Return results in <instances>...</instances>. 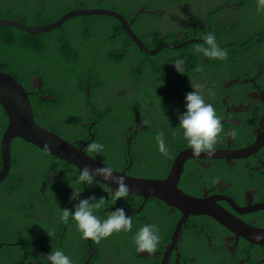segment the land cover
<instances>
[{"label":"flooded vegetation","instance_id":"obj_1","mask_svg":"<svg viewBox=\"0 0 264 264\" xmlns=\"http://www.w3.org/2000/svg\"><path fill=\"white\" fill-rule=\"evenodd\" d=\"M6 1L11 2L6 3L7 6L11 4L13 7L6 17L1 18L5 7L0 6V19L21 21L14 9L27 13L33 4L49 5L50 16H45L42 10L33 9L32 12V15H38L46 24L57 21L60 15L63 17L77 11L115 12L126 20L127 16H131V19L139 18L142 26H137L136 22L130 24L132 21L127 20V27L145 46L148 39L155 40L156 44L149 43L150 51L158 44L194 50L197 45H203V37L207 33L215 35L219 47L227 53L225 59L214 60L217 67L224 70L223 78L219 88L211 85V90H202L206 102L214 106L221 118L222 131L217 139L214 156L202 154L200 157H193L178 127L177 116L183 112L181 102L185 92L180 89L177 80L167 75L165 62L167 59L175 60L174 51L182 48H164L154 55L146 54L154 57L152 61L147 60L155 63L153 68L156 73L142 68L144 51L136 46L128 34L117 28L120 25L122 29L119 20L106 16H77L70 18L73 21L64 23L60 28L65 26L63 31L71 43L76 37L79 39L80 35L76 34L85 29L91 35L96 32L100 34L104 30L96 24L108 25L111 36L118 40L117 50L121 49V44L124 47L122 53L117 50L113 53L110 49V57L115 62L114 70H121L118 80H107L105 75L111 73L105 74L103 69L91 67L90 61L84 62L79 57L78 60L64 59L61 62L64 66H81L76 78L80 79V83H85L82 86L76 85L77 94L71 100L65 99L68 85L60 93L61 96L64 95L65 101L62 107L75 114L73 123H63L56 130L50 122L37 121L46 130L55 132L76 146H83L85 150L92 142L103 144V152L112 150L117 136L125 130L130 132L131 140H152L156 149L155 136L157 133L162 134L169 148L168 155H163L167 162L176 154L175 160L180 155H188L184 161L185 170L177 182L181 193L178 196L169 195V204L155 197H148L144 204L142 197L129 196L130 199H120L117 203L111 199L102 205L103 214H109L116 208H124L126 213H131L129 215L136 230L127 236H113L117 241L132 240L139 227L151 223L159 228L160 234V249L153 253L152 258L154 264H161L166 259H169V264H264V239H256L264 231V23L261 16L254 15L257 24L252 26V12L241 14L225 8L230 3L243 4L242 0H156L152 5L149 0H140L138 11H135V3L128 0H0L2 3ZM142 3H148L149 6ZM121 8L122 12H119ZM58 10L62 12L54 16ZM165 19L172 21L174 27L167 29L168 25L163 21ZM147 28L153 34L161 32L162 36L150 37L146 34ZM161 40L164 42H160ZM251 41L253 44L248 46H257L260 50L242 57L238 50ZM59 42L60 40H50V56ZM15 44L29 46L16 40ZM15 44L11 42L6 47L18 54L14 58L15 62L19 60L21 66L26 67L27 71L22 73L23 83L19 81L33 94L32 98L40 96L41 99V90H33V86H26L24 81L39 62L42 63L41 67H45L43 73H31L29 81L31 83L36 76L45 77L47 68L51 67V60L54 64L57 57L45 56L36 61L28 49L20 52ZM46 58L50 62L44 64ZM193 70L197 71L199 67ZM87 89L90 94L86 92ZM104 90L110 96L103 95ZM0 110L4 112L1 105ZM0 123H4L1 111ZM1 144L2 141L0 162ZM134 152L142 153L139 149ZM157 152L160 153L158 149ZM87 153L90 156L101 154ZM55 161L56 159L45 155L41 158L36 156L31 168L26 169L27 178L23 184L34 189L30 196L35 198L34 206L37 210L33 217L28 219V216L23 220L18 241L2 251L1 256L6 264H24V261L27 264H46L47 255L57 249L69 255L73 264H100V259L89 254L88 248H83L81 242L80 247L66 226L56 219L59 201L75 187L71 182L73 177L64 175L66 167L54 169ZM12 163L13 147L11 166ZM173 166L174 164L172 168ZM20 168L21 165L18 171ZM166 168L164 166L157 172L154 180L163 183L170 175ZM133 169L137 171L136 168ZM6 181L12 183L10 173L3 183ZM91 187L95 190L102 187L107 194L112 193L109 187L97 182H93ZM161 188L168 191L163 186ZM41 201L44 204L39 203ZM61 207L64 205H60ZM237 217L249 220L246 224L253 226V231H241L230 225L232 218L238 219ZM33 230H37L36 233ZM6 233L0 230L1 237ZM110 243L113 244L112 241ZM113 249H116L115 252H105L103 248L102 264H111L112 261L129 257L125 248L114 246ZM169 253L171 254L168 256ZM143 256L146 254L143 253ZM136 259L142 264L138 256Z\"/></svg>","mask_w":264,"mask_h":264},{"label":"clouds","instance_id":"obj_2","mask_svg":"<svg viewBox=\"0 0 264 264\" xmlns=\"http://www.w3.org/2000/svg\"><path fill=\"white\" fill-rule=\"evenodd\" d=\"M136 7L137 10L135 11H138L139 7L137 3H135V8ZM225 8L229 11H238L241 14L250 13L255 8L258 13L264 12V0H256V5L251 6H246L244 3H236L235 5L230 3L229 5H226ZM127 20L136 22L137 26L143 25L139 18L131 19V16H127ZM57 21H59V19H57ZM57 21L53 23H56ZM46 25L49 24L41 26ZM147 30L150 31H146V34L149 35V33H153L151 29L147 28ZM124 32L126 33V31ZM158 33L160 32H157L156 37L162 36ZM150 40H152V38L148 39V41ZM203 41V45H197L194 49L196 53L204 56L203 65L201 68H199V70H193L196 68V66L191 63V59L189 58V55H187V52H174L176 59H167L165 62V67L168 70L167 75L172 79L177 80L180 89L185 92V97L181 102L184 109L183 112L177 116V119L178 127L183 135V138L187 141L193 157H200L202 154L208 157L214 156L217 139L222 131L221 118L217 114L214 106L206 102L202 90H211V85H215L216 89L219 88V83L223 78L222 74L224 73V70L217 67L215 61L213 62L215 66L208 68L209 64H207L206 61L208 58L213 60H223L226 58L227 53L226 50H223L219 47L216 37L213 33H207L203 37ZM248 45L252 44H245L241 49L238 50L242 57H248L254 54L256 50H260L257 46L252 47ZM156 46L157 45H155V47ZM146 47L150 50L149 46ZM93 57L94 58L90 60L89 64L91 67L96 66L99 70L103 69L106 73H110L114 70L115 63H105V60L101 61L97 57ZM53 62L54 64H52L51 60V67L53 65L59 66L66 74L67 79L64 86L81 82L80 79L76 78L77 71L81 68L80 65L64 66L62 65L63 61L61 58H57ZM5 64V62L0 61V66ZM85 64L86 63H82V65ZM51 67L47 68V74L45 77H35H42L44 81L43 88L44 86L46 88V80L49 74L48 69ZM0 71L3 70L0 69ZM181 72L182 76H179ZM20 76H22V74ZM14 77L18 80L16 76ZM32 83L33 82L31 81V85ZM79 84L76 85L78 86ZM43 88L38 90H42ZM86 92L90 94L88 89ZM102 94L110 96V93L106 92L105 90ZM47 96L48 95L43 97ZM54 100V103H56V99ZM90 106L91 105H89V107ZM155 141L157 149L162 155L157 152L152 140H131L130 132L125 130L121 135L117 136L114 149L112 150L103 152L104 145L97 142H92L87 145V152L93 154L101 153L98 155L90 156L83 146L75 145L77 148H82L84 152H86L87 155H89L94 160L95 163H93V167H91V165H85L84 167L80 168L68 163L63 158L50 155L47 151L45 152H47L48 155L42 154L52 159H56L54 169H64L66 167V172L64 175L73 177V181L71 182L74 184V190L69 191L68 194L59 201L56 207L55 215L57 221L66 226L67 230L71 235L74 236L79 246L81 242V244L84 246L83 248H88L89 254H93L94 256L98 257L100 259V264L103 263V261H101L103 254L94 248V242L100 243L102 248L105 249V252H114L110 245V241H116L117 238H113V236H127L136 230V227L133 226L132 217L129 215L131 214L130 212L127 211L128 213H126L124 208H116L109 214H103L102 209H100L102 205L109 202L111 199L117 203L120 199L126 200L127 198L130 199V197L133 196L142 197L144 199L143 203L145 204L148 197L152 196L151 192H148V194L145 195L146 190L143 188L144 182H152L153 184L151 185L153 187L154 185H157L160 188L161 186L169 187L168 185L164 186V183L168 182L170 178L175 182L178 181L173 175L174 170L180 168V178L182 176L183 170H185L184 161L188 155H180L175 160L176 154L170 158L169 162H167L164 156L168 155L169 148L163 138V135L157 133L155 136ZM135 149L141 150L142 153L134 152ZM173 164L174 166L172 168ZM164 166H167L166 171H170V175L163 183H161L160 180H154V176L157 172H160ZM133 168H136L137 171H135ZM59 172L63 173V171ZM11 173L12 166L10 170V176ZM16 173V171L13 173L11 176L12 179H14ZM96 177L101 178V180H97ZM93 181L109 187L112 190V193L107 194V191H105L102 187L98 188V190H95L93 187H91ZM10 184L11 183H7L6 181L5 184H2V186L7 187ZM16 195L17 196H3L0 194V198L4 205H7L13 201L12 206H14L19 199L29 197L32 198L30 195H27L25 187L19 190ZM80 195L82 199H80ZM34 203L35 198L34 201L30 202V204L27 206V212L23 219H19L17 215V219L20 224L15 241H18V235L21 234L20 231L22 230L23 220L28 216L29 219L35 215L37 209L36 206H34ZM39 203L44 204L42 201ZM60 205H64V207L60 208ZM18 207L19 206H17V210ZM232 219L233 220H231L229 223L230 225L236 226L241 231H243V229L253 231L254 227L246 224L249 222V220L241 217L238 219ZM0 230L7 232V229H5L2 225H0ZM77 234L80 236L78 237ZM1 239L2 237L0 236V243L3 241ZM256 239H264V235H257ZM128 240L129 239H126L125 241L126 248L130 246L133 248L135 246V249L138 252V259L141 260L142 264H154L152 263L153 253L156 251L160 242L159 228L155 224L149 223L139 227V229L133 234V244H131V240H129L130 244H128ZM0 246L2 248H0V251L12 247L11 243L8 242H3ZM140 253H142V255ZM143 253H149L150 256H143ZM163 261L161 264H163ZM46 264H73V260L69 255H66L64 251L57 249L51 251L47 255Z\"/></svg>","mask_w":264,"mask_h":264},{"label":"trees","instance_id":"obj_3","mask_svg":"<svg viewBox=\"0 0 264 264\" xmlns=\"http://www.w3.org/2000/svg\"><path fill=\"white\" fill-rule=\"evenodd\" d=\"M86 2H89L90 0H85ZM130 2L137 3L139 6V1L140 0H128ZM148 1V0H147ZM151 1V5L155 4L156 0H149ZM149 5L148 3H142ZM13 6L6 7L5 12H3L2 17H6L7 14L10 13V9H12ZM137 10V7L135 8ZM33 9L31 8L29 12H24V11H18L17 9H14V13H17L20 15L18 17L19 20L25 23H29L32 25H43L46 24L42 19H39L38 15H32ZM119 12H122V8L120 9ZM61 18V15L58 16V19ZM68 21V20H67ZM65 22V24H69L73 19H70L68 22ZM65 26L63 28H58L55 31L49 32V33H44V34H29L25 33L23 31H20L14 27H3L0 28V61H3L6 63V65L0 66V69L10 73L13 76H16L18 80H20L23 83L24 78L20 76L24 71L26 70V67H22L20 61L15 62L14 58L17 57V53L13 51L12 48H7L6 46H10L11 42L15 44V40L23 43L28 44L29 46L25 45H17L18 50L21 52L24 49H28L31 54L35 56L34 60H40L42 57L45 56H50V52H48L49 49V42L50 40H60L59 44L56 45L53 49V55L50 56L52 57H57L58 59H71V60H78V57L84 61V62H89L93 56L95 55V49L92 47L88 48L89 46V38L91 37V34L87 29L83 30L81 33L76 34V36L80 35V38L78 39L76 37V40L70 43L68 36H66L65 32L63 31ZM118 29L122 30L120 25L117 26ZM263 32V39H264V28L262 30ZM75 37V36H74ZM168 42V40H165ZM160 42H164V40H161ZM151 43L152 45L156 44L155 40L152 39L149 42H146V45L151 47L149 45ZM264 43V41H263ZM249 44H253L252 41ZM196 45H194L195 47ZM174 52H187V55H189V58L191 59V63L196 66L201 68L203 65V57L201 54L196 53L194 50L191 49H181V50H176ZM234 52V51H233ZM17 54V55H16ZM143 57V64L141 65L142 68H145L147 70H151L154 73L155 70L153 67H150L145 63L146 59H149L152 61L154 57L152 56H146L144 53L142 55ZM107 63L114 64V60L111 57H108L105 60ZM209 67L215 66L213 63V59H209L206 61ZM140 65V63H139ZM42 63L39 62L32 68L31 72L33 75L36 74H41L43 73V69L45 67H41ZM49 74L46 80V88L41 90V96H51L52 98H55L57 100V103H52V102H43L40 99V96H37L36 98L31 97V102L33 106L34 113L36 115V120L39 119L42 122H50L54 125L53 129L58 130V127L61 126L63 123H67L71 125L73 123V119L75 114L71 112L70 110H65L62 105L65 103L64 101V95L61 96V90H64L65 88V83H66V74L62 71L61 67L53 65L51 68L48 69ZM31 73L28 75V78L25 79V84L26 86H30L31 83L29 81L31 77ZM80 82L76 83L79 84ZM85 83H80L79 85H84ZM30 90V88H29ZM34 90V89H33ZM90 109V107H88ZM3 115V120L4 123H0V142H1V136H3L7 130L8 127V118L3 112V110H0ZM13 163L12 166L16 168L17 173L12 179V183L5 187V186H0V194H5L9 196H17V192L21 190L23 187H25L27 195L29 196L30 194L34 193L33 189L25 186L23 184V181L26 180L27 178V170L30 169L36 156H39V158L42 157V154L48 155L47 152L44 150L37 148L36 146L26 143L20 139H17L16 141L13 142ZM21 165L20 170L18 171L19 166ZM12 167V172L14 173L16 170ZM12 173V175H13ZM11 175V176H12ZM9 180V179H8ZM96 182V181H93ZM8 183V182H7ZM5 187V188H4ZM30 198V197H29ZM33 202L34 197L31 198ZM19 205L22 203L21 200H18ZM13 205V201H11L9 204L4 205L3 202L1 201L0 198V216H3V213L8 212V207ZM15 206V205H14ZM27 212V206H19L17 210V214L19 219H23L25 217V214ZM0 221V225H1ZM128 244L129 240H128ZM131 244H133L131 240ZM2 251H0V264H6L5 261L2 259ZM115 252V250H113ZM136 255H138V252L136 251ZM24 264H27V261H24Z\"/></svg>","mask_w":264,"mask_h":264},{"label":"water","instance_id":"obj_4","mask_svg":"<svg viewBox=\"0 0 264 264\" xmlns=\"http://www.w3.org/2000/svg\"><path fill=\"white\" fill-rule=\"evenodd\" d=\"M95 15H102L109 18H114L120 21L122 29L126 31L132 41L136 44L139 49H142L145 53L154 55L160 52L162 49H183L185 47L173 46L169 44H158L152 51H150L142 41L136 38L132 33L129 32L127 27L128 23L123 16L115 12L108 13L104 12H73L64 15L56 23H52L46 26H30L27 23L18 21L10 18L0 19V28L2 27H14L30 34H42L47 33L57 28H60L67 20L73 17H91ZM133 22H130L132 24ZM122 53V52H121ZM32 85L34 90L43 88L44 81L42 77H37L32 80ZM33 94L29 93L22 83L17 80L14 76L0 71V105L4 109V112L8 118V128L5 135L2 138L1 150H2V160L0 162V184L7 178L11 170V159H12V141L15 139H20L26 143L32 144L37 148L47 151L50 155L63 158L68 163L78 166L80 168L85 165H91L93 167L94 160L87 155L82 148H77L74 143L63 139L60 135L55 132H50L43 128L36 120L35 113L33 111V106L31 102V96ZM43 102H52L55 100L49 96L43 97L41 99ZM175 179L179 181L180 178V168L174 170L173 172ZM177 181V182H178ZM169 179L168 182L164 183V186L168 191H163L162 188L151 185L152 182H144L143 188L146 190L145 195L151 192V196L161 199L163 202L169 204V195L178 196L180 190L177 186V182ZM183 196H179L180 198ZM179 210L183 211V209ZM181 233V232H180ZM264 235V231H262ZM1 248V246H0ZM178 251V250H177ZM142 255V253H140ZM171 253L167 254L168 256ZM146 256H150L146 253ZM179 256V253H178ZM163 264H169V260L163 261Z\"/></svg>","mask_w":264,"mask_h":264},{"label":"rangeland","instance_id":"obj_5","mask_svg":"<svg viewBox=\"0 0 264 264\" xmlns=\"http://www.w3.org/2000/svg\"><path fill=\"white\" fill-rule=\"evenodd\" d=\"M52 1H55V0H52ZM6 3H11V2H5V3H2L0 2V6H3V7H8L10 6L11 4H7ZM242 3H244L246 6H251V5H256V0H242ZM15 7L17 8V5H15ZM32 9L36 10V11H40L42 10L43 14L45 16H50V8H49V5H38V4H33ZM57 12V11H56ZM60 12H62L61 10H58L57 13H55L54 16H58L60 14ZM251 12H254L253 15L250 17V21H251V24L252 26L257 24V20H255V16L254 15H260L261 16V19H262V22L264 23V12H257L256 11V8L254 10H252ZM164 23L166 25H168V28L167 29H170V27H174V24L172 21L168 20V19H165L163 20ZM246 30H249V29H246ZM150 30H147V32H149ZM166 34V33H164ZM149 36L150 37H156V34L154 33H149ZM112 50H117L118 47H112L110 48ZM107 50V48H102L101 49V52L104 54L105 51ZM48 57V56H47ZM133 61H136V60H133ZM50 62V59L46 58L43 63L44 64H47ZM145 63L151 67H154L155 66V63H150L147 59L145 60ZM113 69V68H111ZM121 70H118V71H111L110 75H105V78L107 80H112V82H114L115 80H118V74ZM106 74V72H105ZM179 76H182V72L179 74ZM77 94V86L76 84H73V85H68V88H67V91L65 93V99L66 98H69L71 100V98H74V96ZM184 97H185V94H184ZM74 114V112H73ZM78 114V113H77ZM22 201V203L19 205L18 201L15 203L16 206H9L8 207V212L7 213H3V216H0V221H1V225L7 229V233L2 237L1 240H4V242H9L11 243V245L13 246L15 240H16V234L18 233L19 231V224L20 222L18 221L17 219V215H16V212H17V206H28L30 204V202L32 201L31 198H22V199H19ZM101 209V208H100ZM98 209V210H100ZM37 230H33L34 233H36ZM113 244L110 243L111 247L113 248L114 246H117V247H120V248H125V252H128V255L129 257L128 258H124L122 260H116V261H112L111 264H139L136 257L138 255H136V249L135 248H126L125 246V241L124 240H116V241H112ZM94 248H96V250L98 252H101L103 254V248L101 246L100 243H97V242H94ZM157 249H160V246H157ZM156 249V250H157ZM113 250H116V249H113ZM144 264H148V263H144Z\"/></svg>","mask_w":264,"mask_h":264},{"label":"crops","instance_id":"obj_6","mask_svg":"<svg viewBox=\"0 0 264 264\" xmlns=\"http://www.w3.org/2000/svg\"><path fill=\"white\" fill-rule=\"evenodd\" d=\"M96 26L98 27L100 26L101 28H103L104 32L100 34L97 32L93 33L91 37L89 38L88 48L89 50L91 47L95 49L94 56L97 57L99 60L103 61V60H106L108 57H110V48L118 47L117 45L118 40L117 38L111 36V30L109 29L108 25L105 26L104 24L98 23L96 24ZM158 34H161V32ZM102 48H107L104 54L101 52ZM120 48H121L120 50H117L118 53L123 52L124 50V47L122 46V44L120 45ZM112 51L113 53L116 52V50H112Z\"/></svg>","mask_w":264,"mask_h":264},{"label":"bare ground","instance_id":"obj_7","mask_svg":"<svg viewBox=\"0 0 264 264\" xmlns=\"http://www.w3.org/2000/svg\"><path fill=\"white\" fill-rule=\"evenodd\" d=\"M100 16H102V15H100ZM63 17H64V16H63ZM63 17H61V18H63ZM61 18H59V20H60ZM96 179H97V180H101V178H99V177H96Z\"/></svg>","mask_w":264,"mask_h":264}]
</instances>
